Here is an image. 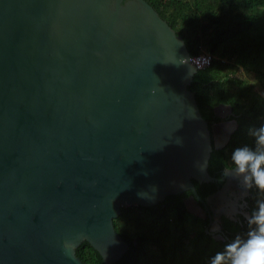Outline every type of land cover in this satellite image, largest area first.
Listing matches in <instances>:
<instances>
[{"label":"water","instance_id":"1","mask_svg":"<svg viewBox=\"0 0 264 264\" xmlns=\"http://www.w3.org/2000/svg\"><path fill=\"white\" fill-rule=\"evenodd\" d=\"M201 67L148 0H0V264H86L84 240L113 264L122 206L204 201L194 179H224L209 160L238 121L204 117Z\"/></svg>","mask_w":264,"mask_h":264},{"label":"trees","instance_id":"2","mask_svg":"<svg viewBox=\"0 0 264 264\" xmlns=\"http://www.w3.org/2000/svg\"><path fill=\"white\" fill-rule=\"evenodd\" d=\"M148 1L183 36L192 56L203 51L213 54L211 63L195 72L189 87L209 123L220 119L214 110L220 103L230 104L231 117L238 121L229 143L211 153L208 169L220 176L236 147L254 146L249 129L264 124V96L259 93L260 86L264 88V0ZM239 69L254 79L238 74ZM194 183L202 197L218 189L216 181L194 179ZM191 192L170 194L152 205L122 206L114 224L130 247L113 264H210L226 243L246 236L248 215L239 212L221 217L223 233L231 240L215 238L206 229L207 219L188 210L184 196ZM246 199L251 214L264 193L253 187ZM189 220L200 225L195 232L190 231ZM77 254L86 264H106L87 240L77 247Z\"/></svg>","mask_w":264,"mask_h":264},{"label":"clouds","instance_id":"3","mask_svg":"<svg viewBox=\"0 0 264 264\" xmlns=\"http://www.w3.org/2000/svg\"><path fill=\"white\" fill-rule=\"evenodd\" d=\"M254 146L236 147L224 175L241 178L245 188L264 193V124L249 129ZM246 236L237 235L210 258V264H264V200L246 218ZM70 246V242H69Z\"/></svg>","mask_w":264,"mask_h":264},{"label":"flooded vegetation","instance_id":"4","mask_svg":"<svg viewBox=\"0 0 264 264\" xmlns=\"http://www.w3.org/2000/svg\"><path fill=\"white\" fill-rule=\"evenodd\" d=\"M216 115V113H215ZM220 119L216 121H220L222 119H231V115H228L226 117H222L220 115ZM214 121V120H213ZM221 177L224 176V179L220 180L218 183V189L223 188L224 192L218 196L213 197L212 199H208V195L206 197H202L204 201L199 200L198 198L193 196V192L188 193L184 196V200L186 202L187 208H193V210L196 213H193L195 215H198L202 217L203 219H207L206 223V229L209 231L212 235L215 233L214 229V222L219 219L221 223V217L223 214H230L231 216L239 213V212H247V188L243 186L242 183V177L240 178V184H238V180L224 175V170L221 172ZM216 190V191H217ZM193 197V198H192ZM233 201H236V207L232 208V212H228L227 204H231Z\"/></svg>","mask_w":264,"mask_h":264},{"label":"rangeland","instance_id":"5","mask_svg":"<svg viewBox=\"0 0 264 264\" xmlns=\"http://www.w3.org/2000/svg\"><path fill=\"white\" fill-rule=\"evenodd\" d=\"M240 68H242V66ZM236 72H238V71H236ZM238 74H242V75H245V76H250L251 79H254L251 75L245 73V71H240V69H239ZM259 93H260L261 96H264V88H262L261 86L259 88ZM237 180H238V184H240V182H239L240 181V178H237ZM127 206H129V205H127ZM227 207L229 209H232L233 208L232 207V204H227ZM135 222H136V220H135ZM187 225H188V227H189V229H190L191 232H195L196 228H198L200 226L198 223H195L192 220H189L188 223H187Z\"/></svg>","mask_w":264,"mask_h":264},{"label":"built area","instance_id":"6","mask_svg":"<svg viewBox=\"0 0 264 264\" xmlns=\"http://www.w3.org/2000/svg\"><path fill=\"white\" fill-rule=\"evenodd\" d=\"M203 67L209 65L212 61L213 54L209 51H203L199 53Z\"/></svg>","mask_w":264,"mask_h":264}]
</instances>
